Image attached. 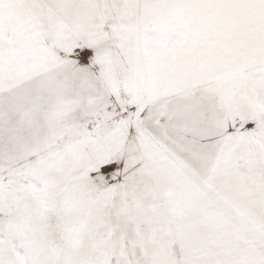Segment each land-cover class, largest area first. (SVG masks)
<instances>
[{"label": "snow or ice", "instance_id": "obj_1", "mask_svg": "<svg viewBox=\"0 0 264 264\" xmlns=\"http://www.w3.org/2000/svg\"><path fill=\"white\" fill-rule=\"evenodd\" d=\"M0 264H264V0H0Z\"/></svg>", "mask_w": 264, "mask_h": 264}]
</instances>
